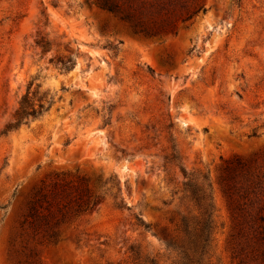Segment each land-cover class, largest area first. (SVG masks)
<instances>
[{
	"label": "rangeland",
	"instance_id": "obj_1",
	"mask_svg": "<svg viewBox=\"0 0 264 264\" xmlns=\"http://www.w3.org/2000/svg\"><path fill=\"white\" fill-rule=\"evenodd\" d=\"M199 5L206 12L180 24L176 35L146 38L95 0H0V264H19L9 242L23 206L56 175L67 182L87 177L103 199L42 249L40 264H124L134 241L169 264L155 234H176L184 208L183 194L174 193L181 185L159 170L151 156L158 150L131 159L120 153L139 144L145 127L168 125V116L184 168L211 185L216 231L209 264H238L232 236L251 212L234 214L222 169L237 158L257 161L264 177V0ZM43 12L46 53L34 43ZM59 58H71L75 68L60 71L52 62ZM29 87L52 99L51 108L2 135ZM119 185L130 210L116 206ZM259 199L264 206V186ZM134 214L152 232L135 230Z\"/></svg>",
	"mask_w": 264,
	"mask_h": 264
},
{
	"label": "trees",
	"instance_id": "obj_2",
	"mask_svg": "<svg viewBox=\"0 0 264 264\" xmlns=\"http://www.w3.org/2000/svg\"><path fill=\"white\" fill-rule=\"evenodd\" d=\"M95 4L113 14L125 23L136 35L146 38H164L176 35L180 24H191L195 17L205 13L199 0H95ZM46 14L42 13L45 23L38 25L35 46L42 53L49 52V41L40 31L48 23ZM44 25V26H43ZM62 72L75 68L71 58L52 59ZM40 88V86H37ZM23 96L19 107L5 124L2 135L17 131L31 121L41 118L52 106V99L41 95L39 91ZM168 125L145 127L147 135L138 140L139 144L132 148L120 150L123 158H133L135 153H144L156 149L158 154L151 155L161 162L160 167L167 182L174 187L181 185L179 198L181 207L180 220L176 234H163V241L169 264H209L214 246L216 231L215 208L211 194V185L206 175L200 172L188 173L182 163L180 152L174 144L171 131L174 122L168 116ZM256 130V129H255ZM254 130V132H255ZM167 133V137L163 136ZM255 136V133L254 135ZM154 141L157 143L154 144ZM171 143V146H167ZM257 161H245L240 158L228 163L222 169V186L234 214L245 213L250 209L244 222L237 225V233L232 236L233 250L238 264H264V206L259 199L263 192L262 174ZM261 168V167H260ZM263 168V167H262ZM179 172L182 181L175 176ZM56 182L38 185L26 200L15 229L10 238V255L19 264H40L44 247L57 244L63 233L85 214L94 213L103 199L93 194L88 186L89 179L78 177L77 182L66 181L56 175ZM120 203L117 208L126 207L122 198V188H118ZM242 202V203H241ZM258 205V206H257ZM256 206V207H255ZM128 210L130 208L126 207ZM245 217V215L243 216ZM131 226L135 230L152 232L140 214L132 215ZM238 219H243L238 215ZM243 221V220H242ZM89 237V234H85ZM80 242L79 238H76ZM92 241L88 239V242ZM106 243H100L105 245ZM124 264H161L159 254L152 255L134 241L127 246ZM166 257V255H164ZM121 264V263H118Z\"/></svg>",
	"mask_w": 264,
	"mask_h": 264
},
{
	"label": "water",
	"instance_id": "obj_3",
	"mask_svg": "<svg viewBox=\"0 0 264 264\" xmlns=\"http://www.w3.org/2000/svg\"><path fill=\"white\" fill-rule=\"evenodd\" d=\"M160 60H163V58H162V57H160Z\"/></svg>",
	"mask_w": 264,
	"mask_h": 264
}]
</instances>
